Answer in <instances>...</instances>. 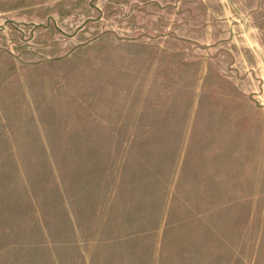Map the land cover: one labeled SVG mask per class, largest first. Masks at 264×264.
Instances as JSON below:
<instances>
[{
    "label": "rangeland",
    "instance_id": "rangeland-1",
    "mask_svg": "<svg viewBox=\"0 0 264 264\" xmlns=\"http://www.w3.org/2000/svg\"><path fill=\"white\" fill-rule=\"evenodd\" d=\"M0 264H264V0H0Z\"/></svg>",
    "mask_w": 264,
    "mask_h": 264
},
{
    "label": "crops",
    "instance_id": "crops-1",
    "mask_svg": "<svg viewBox=\"0 0 264 264\" xmlns=\"http://www.w3.org/2000/svg\"><path fill=\"white\" fill-rule=\"evenodd\" d=\"M177 173H173L171 179L167 180L166 177L163 178L162 183H163V189L161 191V197L163 198L164 204H163V210L161 212V217H159V223H157V225H155L151 230L149 231H157L159 232L160 230L164 231V222L166 220V214L169 210V208L172 206L173 202H175V195H179L180 197L184 198V195L182 193H179L178 190H181L182 186L179 187V183L177 180ZM196 185H190V186H186L184 187V191L185 193L188 194V196H196V192L198 191V189L196 188ZM160 196V195H159ZM182 206L184 208H189V206H187L185 201H182ZM209 203L207 205V207L205 208L204 211H200L199 215L201 216H207L211 213H213V211L215 210V208H211ZM148 232V230H147Z\"/></svg>",
    "mask_w": 264,
    "mask_h": 264
}]
</instances>
